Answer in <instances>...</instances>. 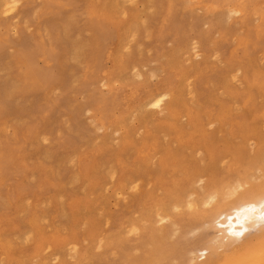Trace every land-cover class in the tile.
Listing matches in <instances>:
<instances>
[{"label":"rangeland","instance_id":"1","mask_svg":"<svg viewBox=\"0 0 264 264\" xmlns=\"http://www.w3.org/2000/svg\"><path fill=\"white\" fill-rule=\"evenodd\" d=\"M18 2L0 7V264H131L147 193L199 152L260 160L264 0ZM35 5L68 7L24 32Z\"/></svg>","mask_w":264,"mask_h":264},{"label":"snow or ice","instance_id":"2","mask_svg":"<svg viewBox=\"0 0 264 264\" xmlns=\"http://www.w3.org/2000/svg\"><path fill=\"white\" fill-rule=\"evenodd\" d=\"M22 7L25 6L13 0L7 5L3 15L15 19L12 13ZM63 7L68 6H32L30 12L32 27L24 23L23 31L31 32L38 21L48 15L47 9ZM208 7L214 6L208 5ZM15 14L19 15V13ZM230 15L240 17L242 12L231 10ZM10 34L21 35L17 32L15 25ZM191 50L192 54L199 59L200 46L196 41H193ZM136 75L138 79L143 80L139 73ZM156 78L155 75L152 76L153 80ZM104 87H107V84ZM165 99L164 95L154 98V103H150V107L159 108ZM197 157L199 164L196 169L189 171L187 175L183 172L178 174L177 178L170 182L154 201V222L159 226L173 223L174 219L190 220L205 217L212 220L218 229L223 230L207 241L204 250L199 253L201 258L208 256L211 252L214 255L221 254L212 264H264V142L261 144V158L257 164L249 163L247 156L241 157L238 162L231 153L199 152ZM205 161H207L206 164ZM138 188V184H133L130 191L135 192ZM222 204H229L233 208V214L227 217V226L221 224L220 219L217 218L220 216L218 206ZM149 225L150 221L147 219L133 223L128 227L126 236L139 239L148 231ZM208 226L205 224V227ZM178 235V231L173 232L170 239L176 241ZM65 245L74 259L80 251L79 242L67 240ZM48 250L51 251V248ZM99 250L97 248V251ZM52 264H60L59 256ZM74 264H77L75 260ZM165 264H175V261H168Z\"/></svg>","mask_w":264,"mask_h":264},{"label":"bare ground","instance_id":"3","mask_svg":"<svg viewBox=\"0 0 264 264\" xmlns=\"http://www.w3.org/2000/svg\"><path fill=\"white\" fill-rule=\"evenodd\" d=\"M18 1L19 0H15V2L19 3ZM1 2L2 0H0V3ZM3 2H4L2 3L3 5L1 4L0 7L4 6V8H7V5L9 3H12L13 0H4ZM1 10L2 9H0V11ZM160 95H164L167 98L166 94H158L154 98H159ZM154 98L150 100L151 101L150 103H154ZM172 100L174 101V99ZM170 105L172 106L173 104ZM258 162L259 160L257 157L255 158V163L257 164ZM159 165L161 166V168L164 166V164L161 165V163ZM145 169L147 171L144 173L143 176L140 175L134 176L133 179L134 183H138L140 179H142L143 177L145 178L146 176H149L151 174L152 170L149 167L146 166ZM146 179L147 177L145 178V180ZM146 196L148 197V201H150L149 204L150 206L144 209V212L142 213L140 219L139 218L136 219L135 222L133 223H139L140 221L147 219L150 221L149 229L146 233L142 234V236L139 239H136V243L133 246V248L135 249L134 252L137 251L138 253L136 252V254L132 256V258L129 260V263L165 264V262L168 261H175V264H212L213 261L219 259L221 255L220 253H216L214 255L213 253L210 252L209 255L204 258H201L199 253L204 250L207 241L213 239L216 235L219 234V231H222L223 229H218L212 220H209L205 217L192 218L190 220L174 219L173 223L157 226L153 220V203L157 198L153 196L152 192L147 193ZM218 211L220 213V216L217 218L220 219L221 224L227 226L228 223L227 217L230 214H233V208L229 204H222L218 206ZM205 224H208L209 226L205 227ZM180 227H184V228L180 229ZM183 230L185 237L187 235L194 234V236L189 240L188 243H186L187 239H185L186 241H183L182 238L180 237L182 234L180 233V231ZM176 231L179 232V235L177 237V240L173 241L170 239V237L171 234ZM205 231L207 232L210 231L211 233L208 232L207 235ZM122 246L123 243L119 242L118 247L123 248ZM113 255L114 254L112 253V255L110 256L114 257Z\"/></svg>","mask_w":264,"mask_h":264}]
</instances>
